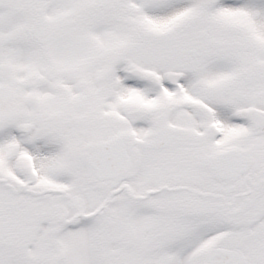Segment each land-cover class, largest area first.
<instances>
[{"label": "snow or ice", "instance_id": "snow-or-ice-1", "mask_svg": "<svg viewBox=\"0 0 264 264\" xmlns=\"http://www.w3.org/2000/svg\"><path fill=\"white\" fill-rule=\"evenodd\" d=\"M0 264H264V0H0Z\"/></svg>", "mask_w": 264, "mask_h": 264}]
</instances>
